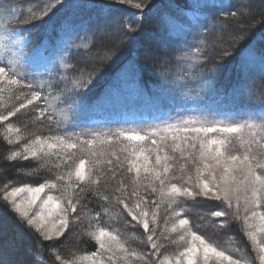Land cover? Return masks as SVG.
<instances>
[{"label":"snow or ice","instance_id":"snow-or-ice-1","mask_svg":"<svg viewBox=\"0 0 264 264\" xmlns=\"http://www.w3.org/2000/svg\"><path fill=\"white\" fill-rule=\"evenodd\" d=\"M4 2L9 3V7L0 4V101L7 93L9 99L15 97L21 102L6 115H0V122L36 103L37 108L32 111L37 113V119L47 116L50 126L55 129L53 135L35 137L20 150H13L7 159H32L36 162L35 167L18 171L35 173L52 157H56V168L67 164L76 155L71 150L84 153L85 158H80L69 171L56 173L54 182L45 180L35 186L15 187L5 192L3 200L28 226L51 241L64 235L69 227V216L76 213L79 200L73 199L74 191L79 189L82 193L85 189L80 185L99 186L96 191L100 211L92 217L97 220V226L89 233L97 243V250L64 264H116L117 260L132 264V257L140 260L148 256L159 257L163 247L160 237L166 240L169 233H179L178 239L185 242V246L175 256H163L157 264H210L212 260L216 264H251L254 258L246 253L234 258L193 231L189 218L183 215L181 200L196 201L197 198L215 199L225 205V208L206 212L208 217H226L229 215L227 209H234L233 215L237 220L242 219L247 236L253 242L259 264H264V239L258 238L264 235V211H261L264 208V110L219 115L198 105L180 106L156 120L127 127L123 123L103 126L81 123L82 114L89 107L85 96L92 74H87V80L81 79L83 73L74 71L70 58L91 48L92 36L87 32L74 34L72 25L65 24L63 47L57 50L59 60L48 57L31 61L28 53L31 41L24 30L10 27L13 24L12 8L10 0ZM114 2L140 10L135 25H124L126 31L132 32L138 30L145 15L143 9L151 0ZM229 2L215 4L212 0H189L191 24L188 30L202 23L205 10L217 7L223 11L229 8ZM51 7L44 3L42 7L30 9L28 21L36 19L37 13L48 15ZM109 8V5L103 6L105 14ZM244 12L248 14L247 9ZM230 14L237 15L234 11ZM260 64L264 66V56L260 57ZM65 69L71 70L72 74ZM24 89L29 91L18 92ZM168 91L175 94L171 89ZM180 98L187 99L188 94ZM6 133L5 140L9 144L19 143L22 139L19 127L8 125ZM233 141L239 151L232 150ZM177 161H182L178 167ZM126 177L130 178V190L129 184L125 183ZM109 188L113 201L121 205L130 218L126 223L135 222L146 233L150 252L141 255L129 251L115 230L99 226V216L109 211L108 205L100 203L108 201L109 196L102 195L101 191ZM53 190L59 195L51 194ZM22 193L28 195L17 201ZM241 201L246 214L243 217L240 215ZM38 202L40 207L32 214ZM164 203L170 214L158 237L157 229L161 227L159 205ZM149 205L153 208L151 213ZM174 205L181 206L173 208ZM200 218L204 220L205 216ZM78 219L73 216L71 222ZM168 220H171L170 225ZM227 225V221L220 219L214 226L225 228Z\"/></svg>","mask_w":264,"mask_h":264},{"label":"trees","instance_id":"trees-1","mask_svg":"<svg viewBox=\"0 0 264 264\" xmlns=\"http://www.w3.org/2000/svg\"><path fill=\"white\" fill-rule=\"evenodd\" d=\"M76 1L36 0L33 3V0H10L13 13L10 17L13 24L10 27L24 30L30 39L28 53L31 61H35V51L40 50L47 38L51 44L57 43L59 48L63 47L65 24L72 25L74 34L87 32L92 36V47L70 58L74 71L83 73L81 79L87 80V74H92L85 96L89 107L82 114L81 123L86 122L94 126L123 123L127 127L141 122L125 124L112 116H106V119L101 120L103 122L96 119H93L96 122H92L88 116L90 113L87 114L91 105L102 100L112 84L120 79L122 70L128 64L131 69L134 67L135 73L139 75L140 89L144 90L142 93L153 99L157 96L156 93L161 95L160 97L168 95L164 104L165 112L180 106L190 108L195 105L206 107L219 115L264 110V72L252 75L250 70L247 72L246 67L250 61L247 60V63L245 61L250 50L256 52L258 62L260 57L264 56V0H230L229 8L223 11L217 7L207 9L202 15L205 16L202 23L191 27L190 30L186 29V25L191 24L189 0H151L148 7L143 9L145 15L138 30L132 32L126 31L124 25L125 23L135 25L140 10L127 4L116 3L114 0H78L94 2L96 10L75 11L73 9ZM225 2L226 0H220L216 4ZM44 3L52 5L48 15L41 16L37 13V18L29 22L27 19L29 10L42 7ZM0 4L9 7V3H5L4 0H0ZM105 5L110 6L107 14L103 11ZM245 9L248 10L247 15ZM233 11L237 13L236 16L230 14ZM72 16L74 18L70 19ZM167 18L179 21L185 28L184 31L179 33L176 27L169 28L166 25ZM49 24L53 26L51 36L47 33ZM58 29L61 30L57 32ZM59 36H62V39L58 41L57 38H61ZM46 53L53 54L56 59L59 56L54 50ZM65 71L72 74L71 70ZM170 81L172 84L163 85ZM169 89L175 94H170ZM185 93L188 94V98L181 99ZM20 102L21 100L15 97L9 99L5 93L3 100L0 101V115H6ZM35 108L36 103L22 109L9 120L0 122V264H64L68 262L65 254L67 243L71 249L78 250L77 253L82 252L80 255L97 250V243L89 233L95 231L97 226V220L92 217L100 211L96 191L99 186L80 185L85 190L82 193L79 189L74 191L73 199L79 200L76 213L69 216L70 223L64 237L51 241L44 239L40 232L28 226L2 198L6 191L15 187L35 186L45 180L54 182L56 173L69 171L80 158H85L84 153L71 150L76 155L60 168L54 166L56 157H52L45 167L35 173L18 171L30 170L36 166V162L32 159L10 161L7 157L11 152L20 150L35 137L45 138L55 133L47 116L42 120L37 119V113L32 111ZM127 118L122 116L120 120ZM156 118L157 116H150L143 117L142 120L152 121ZM8 125L21 129L22 139L19 143L9 144L5 140ZM232 150L239 151L235 141ZM176 163L178 167L182 161ZM125 183L129 184L130 190L129 177L125 178ZM52 193L59 195L55 190L51 191ZM101 194L109 196L108 201L100 202L108 205L109 211L99 216V226L109 231L115 230L129 251L141 255L150 252L146 233L140 225H135V222L126 223L130 218L122 211V206L113 201L111 188L108 191L102 190ZM181 205L184 208L183 215L189 218L193 231L234 258H240L246 253L248 257L254 258L251 264H259L253 242L247 236L242 219L237 220L233 215L234 209H227L229 215L226 217L215 218L208 217L206 212L225 208L222 202L215 199L181 200ZM181 205H174L173 208ZM201 209L205 211L202 212ZM242 209L241 201V217L246 215ZM148 210L150 213L153 211L151 205ZM261 211H264V208ZM169 214L168 205L160 204L158 220L161 227L157 229L158 237ZM202 215L205 216L204 220L200 218ZM73 216L79 217L75 223L71 222ZM220 219L228 222L227 227L214 226ZM168 223L170 225L171 220H168ZM167 235L166 240L160 237L163 247L160 248L159 257L148 256L144 260L132 257L130 258L132 264H157L165 255L175 256L183 249L185 242L179 241V233ZM70 236L73 237L67 241ZM258 238L264 239V235ZM116 264H123V261L117 260Z\"/></svg>","mask_w":264,"mask_h":264},{"label":"rangeland","instance_id":"rangeland-1","mask_svg":"<svg viewBox=\"0 0 264 264\" xmlns=\"http://www.w3.org/2000/svg\"><path fill=\"white\" fill-rule=\"evenodd\" d=\"M220 0H212V2L219 3ZM75 11H91V10H96L95 8V3L87 1H76L75 2V8L73 9ZM74 17L72 16L70 19H73ZM202 19H205V16L202 17ZM166 25L169 26V28H173L179 31V33L183 32L185 28H183L180 24L179 21L176 19H171L167 18L166 19ZM179 25V26H178ZM189 26L186 25V29L188 30ZM53 30L52 24L48 25V35L51 36V32ZM61 29H58L60 31ZM61 38H57L58 41L59 39H62V36H59ZM59 44H51L49 42V38L46 39V41L41 45L40 50L35 51V61L43 60L48 57H53V54H47L46 51H53L55 54H57V50L60 49L58 47ZM46 54V55H45ZM256 52L253 50L248 52L245 57V61L247 63V60L250 61L249 64L246 65L247 67V72L249 70L251 71L252 75H256L259 72H264V66L260 64V62L256 61L257 56H255ZM57 60H59V56H57ZM130 64L126 65V67L122 70V74L120 76V79L115 81L110 89L105 93V96L102 98V100L94 103L91 105V108L89 109L88 115L91 119L92 122H96L93 119H96L100 122H103L101 120L106 119V116H112L115 117L117 121H123L125 124H132L135 123V121H145L142 120L143 117H159L164 116L167 114V112L164 111V104L165 100L167 99L168 95L166 97H160L158 93H156L157 96H155V99H153L151 96H147V94L142 93L144 90L140 89L141 84L138 82L139 75L135 73V68L131 69ZM166 84H172L170 82H166L163 85ZM155 93V92H153ZM104 109V110H102ZM102 110V111H100ZM122 116L128 117L127 119L120 120ZM53 194V193H52ZM27 193H22L20 197L17 198V201H19L22 197L27 196ZM54 195V194H53ZM43 199V196L41 197ZM40 205L39 202L32 210V214H34L38 209ZM55 219V217H53ZM67 231V230H66ZM65 231V232H66ZM43 236V233L40 232ZM64 236H61L59 238H62ZM70 236L68 240L71 239ZM68 244V243H67ZM66 244V249H65V254L68 258V262L72 260L78 259L81 255L82 252L77 253L76 251L78 250H73L71 249L70 245ZM84 253V252H83ZM84 255V254H82ZM87 264V262H85ZM210 264H216L215 260L210 261Z\"/></svg>","mask_w":264,"mask_h":264}]
</instances>
